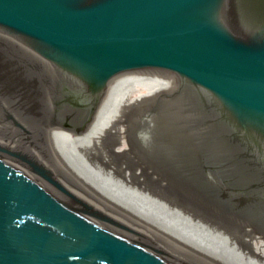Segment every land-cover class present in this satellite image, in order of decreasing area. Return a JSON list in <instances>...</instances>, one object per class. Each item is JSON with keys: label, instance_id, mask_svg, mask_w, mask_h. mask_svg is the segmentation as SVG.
<instances>
[{"label": "water", "instance_id": "1", "mask_svg": "<svg viewBox=\"0 0 264 264\" xmlns=\"http://www.w3.org/2000/svg\"><path fill=\"white\" fill-rule=\"evenodd\" d=\"M139 74L172 89L130 139L264 229V0H0V264H238L98 178L96 117Z\"/></svg>", "mask_w": 264, "mask_h": 264}, {"label": "bare ground", "instance_id": "2", "mask_svg": "<svg viewBox=\"0 0 264 264\" xmlns=\"http://www.w3.org/2000/svg\"><path fill=\"white\" fill-rule=\"evenodd\" d=\"M170 82L166 77L139 74L110 91L94 124V168L98 178L112 202L238 264H264V236L253 229L230 230L216 223L219 221L186 205L183 196L178 199L144 180L141 169L125 166L126 157L134 153L129 145V129L137 114L170 91ZM142 90L146 94L142 95ZM148 173L158 180L155 172Z\"/></svg>", "mask_w": 264, "mask_h": 264}, {"label": "rangeland", "instance_id": "3", "mask_svg": "<svg viewBox=\"0 0 264 264\" xmlns=\"http://www.w3.org/2000/svg\"><path fill=\"white\" fill-rule=\"evenodd\" d=\"M141 94H146L145 90L141 91ZM138 112H136L137 114ZM130 139V138H129ZM130 147L134 151L131 157H126L125 166L129 169H141V174L143 179L147 182L151 183V185L160 188L161 190H167L170 195L184 199L187 201L185 202L186 205L189 207H193L196 212L200 213L201 215L207 216L213 220L219 221L216 223L222 224L224 227L232 230H244V229H253L256 233L261 234L264 236V229L259 227H253L248 224L244 220L237 218L236 216H229L228 214H222L208 203L203 200V196H195L194 189H188L187 185L181 182L177 177L173 175V172L169 171L161 162L157 160H153L146 151L142 150L133 140L130 139ZM125 156V155H123ZM135 156V158H133ZM164 168V169H163ZM166 168V169H165ZM155 172L157 175L156 177L158 180L154 179L150 173L148 172ZM162 181V184L161 182ZM181 195V196H180ZM178 198V199H179ZM189 199V200H188Z\"/></svg>", "mask_w": 264, "mask_h": 264}]
</instances>
